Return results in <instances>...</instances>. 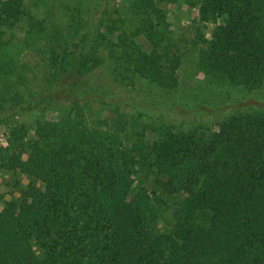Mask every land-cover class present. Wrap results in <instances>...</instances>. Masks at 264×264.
I'll return each mask as SVG.
<instances>
[{
    "label": "trees",
    "instance_id": "trees-1",
    "mask_svg": "<svg viewBox=\"0 0 264 264\" xmlns=\"http://www.w3.org/2000/svg\"><path fill=\"white\" fill-rule=\"evenodd\" d=\"M174 4L196 10L187 38ZM191 52L197 93L180 80ZM144 83L185 92L193 112L231 110L206 134L162 121L129 131L117 88ZM259 97L264 0H0V170L33 181L0 211V264H264ZM35 109L31 124L16 119Z\"/></svg>",
    "mask_w": 264,
    "mask_h": 264
},
{
    "label": "rangeland",
    "instance_id": "rangeland-1",
    "mask_svg": "<svg viewBox=\"0 0 264 264\" xmlns=\"http://www.w3.org/2000/svg\"><path fill=\"white\" fill-rule=\"evenodd\" d=\"M112 9L116 4H118L119 0H110ZM115 4V5H114ZM47 7L44 6V10ZM171 12H173L174 21L176 24V35L177 38H187L191 34V20L196 14V10L190 11L188 8L184 7L181 10H178L176 4L170 6ZM213 25H209L205 28V32L210 36V31L212 30ZM20 35V33H19ZM146 47H149L147 41H144ZM188 61H185L183 68L180 71V80L182 83L190 87L191 91L198 92V88L196 86H200V83L195 80L193 82V71L194 67L196 66V58L197 52H191L188 54ZM25 62L31 64L32 61L34 62L33 55L26 56L23 58ZM30 66V65H29ZM38 73V77L35 78L33 86L36 89L40 90L43 87V82L41 81L42 75L40 73V68L36 69ZM100 73H102L100 71ZM33 75V74H30ZM191 75V77H190ZM198 77H203V74L200 73L197 75ZM196 77V76H195ZM107 81L110 83L109 87H115L117 84L113 78H107ZM194 83V84H193ZM150 85V84H149ZM145 84H137L135 86H122L117 88V93L121 98H126L129 102V107H127V111L129 114L127 119L129 118L130 121H127L128 124L126 125L128 130H132V127H142L144 121H149L153 123H157L159 121L165 123H174L180 127H188L190 125L203 123L204 129L203 132L206 134V125L210 122L216 121L218 118H221L224 113H227L231 110L229 106H225L223 110L220 109L216 110H196L194 106V112L190 111V109L185 107V102L187 101L188 97L185 96V92L183 93H168L166 91L161 90L160 88L153 87ZM192 85V86H191ZM263 95V93H261ZM197 98V97H196ZM109 96L105 97V100L108 102ZM260 102L264 103V98L259 97ZM69 100L63 101L68 103ZM242 104H247L249 102H254L253 95L249 96L248 98L240 100ZM177 103V104H175ZM198 102L194 101V104ZM98 111V115L102 118L105 117L106 114H112L109 104H101L96 105ZM42 112L38 109L24 112L16 119L21 122L31 124L33 120H35L38 116H40ZM108 114V115H109ZM44 115L48 118H53L56 113L52 114L49 112H45ZM141 119H137L138 117ZM135 119L139 120V124H135ZM202 124V125H203ZM136 125V126H135ZM212 123L210 124L211 127ZM138 130V129H135ZM7 133L8 128L5 124L0 123V145L7 144ZM30 178H28L25 174L21 173H11L5 172L0 170V211L3 210L5 203L8 199L11 198V195H19L21 190L31 184ZM36 184V183H35ZM36 185L40 186V183L37 182ZM133 195V194H132ZM131 195V197H132ZM169 218L166 220V229L169 230L172 227L173 217L171 218V212H166Z\"/></svg>",
    "mask_w": 264,
    "mask_h": 264
}]
</instances>
